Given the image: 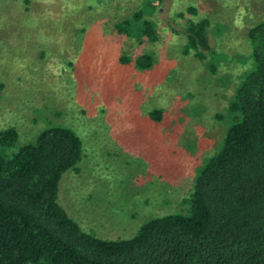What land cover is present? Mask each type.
<instances>
[{
  "label": "rangeland",
  "instance_id": "374dc122",
  "mask_svg": "<svg viewBox=\"0 0 264 264\" xmlns=\"http://www.w3.org/2000/svg\"><path fill=\"white\" fill-rule=\"evenodd\" d=\"M137 10L155 41L115 30ZM201 18L202 57L185 50L186 25ZM262 19L264 0H0V130L16 128L15 150L46 127L70 128L81 156L62 174L58 202L96 237H131L150 217L186 208L250 70L247 28ZM144 52L154 62L139 70Z\"/></svg>",
  "mask_w": 264,
  "mask_h": 264
},
{
  "label": "trees",
  "instance_id": "16d2710c",
  "mask_svg": "<svg viewBox=\"0 0 264 264\" xmlns=\"http://www.w3.org/2000/svg\"><path fill=\"white\" fill-rule=\"evenodd\" d=\"M208 26L206 18L189 20L187 52L209 50ZM114 28L139 42L157 39L141 10ZM245 36L250 70L227 104L217 150L197 168L186 208L150 217L131 237H96L58 202L59 180L81 156L70 128L46 127L15 150L16 128L0 130V147L12 149L0 152V264H264V19ZM153 62L146 52L134 58L139 70ZM149 116L158 121L161 112Z\"/></svg>",
  "mask_w": 264,
  "mask_h": 264
}]
</instances>
